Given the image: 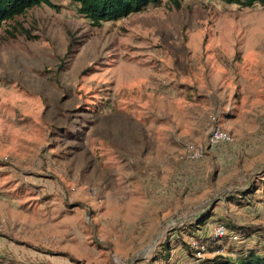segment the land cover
Instances as JSON below:
<instances>
[{"label": "rangeland", "instance_id": "374dc122", "mask_svg": "<svg viewBox=\"0 0 264 264\" xmlns=\"http://www.w3.org/2000/svg\"><path fill=\"white\" fill-rule=\"evenodd\" d=\"M51 1L0 29V264L264 251V5L163 0L96 26ZM185 99L202 133L170 152ZM214 128L233 140L210 145ZM223 223L249 240L214 239Z\"/></svg>", "mask_w": 264, "mask_h": 264}, {"label": "trees", "instance_id": "16d2710c", "mask_svg": "<svg viewBox=\"0 0 264 264\" xmlns=\"http://www.w3.org/2000/svg\"><path fill=\"white\" fill-rule=\"evenodd\" d=\"M78 4L79 14L89 18L93 24L100 26L106 21H116L129 15L146 9L149 5H158L163 0H74ZM179 5V0H171ZM227 4H237L243 7H252L255 4L264 5V0H220ZM43 4L53 5L51 0H0V29L8 21L14 20L25 14L29 9ZM206 215L197 219V225L192 228H200L207 221ZM224 224V223H223ZM225 225V224H224ZM229 228L227 225H225ZM233 228V227H232ZM230 229V228H229ZM238 234H247L244 231L230 229ZM188 246V245H185ZM171 253L170 241L163 244V258L169 260ZM173 264V263H168ZM199 264H264V251L259 248H252L241 252L236 257L216 255L205 258Z\"/></svg>", "mask_w": 264, "mask_h": 264}, {"label": "crops", "instance_id": "0c3cea01", "mask_svg": "<svg viewBox=\"0 0 264 264\" xmlns=\"http://www.w3.org/2000/svg\"><path fill=\"white\" fill-rule=\"evenodd\" d=\"M190 87L197 89V86L195 85V83H192V85H190ZM175 96H176V93L174 94V97ZM198 97L199 98L205 97L204 92L203 91L202 92H199V90H198ZM184 102H185V105L182 106L183 108H180L179 109V112L176 111V118L178 120L180 118L183 121L184 125L183 126L178 125V124L176 125V131H175V133L173 134V137H172L173 142L169 145V148L171 150L170 152H174L177 148H179L178 147V145H180L179 143L180 142H183L184 140H186L187 136H189V137L190 136L200 137L201 136L200 134L202 133L201 132V129H200V126H201V120H200L201 118L200 117H201V115L203 113H198V114H201V115L199 116L198 122L196 121L197 123L194 124L193 123L194 122L193 121V118L195 116H197L198 114H195V111H191V109H192L191 106L192 105H190V103H189L190 101L188 102V100L185 99ZM187 103L190 106L188 108H186V104ZM243 104H244V98H242L241 103L239 101L236 104V107L235 108L231 106V108L234 109V111H233L234 115L233 116L238 117L241 114V111L245 110ZM181 110L183 111L182 113H180ZM231 113H232V111H231ZM228 114H229V111L225 112V115H228ZM182 115H183V117H182ZM224 123L225 122L223 121L222 124L224 125ZM234 131H235V133H238L236 130H234ZM154 140L156 141V143H158V140L159 139H154ZM178 164H179V162H178Z\"/></svg>", "mask_w": 264, "mask_h": 264}, {"label": "built area", "instance_id": "2783aa9c", "mask_svg": "<svg viewBox=\"0 0 264 264\" xmlns=\"http://www.w3.org/2000/svg\"><path fill=\"white\" fill-rule=\"evenodd\" d=\"M232 140L233 137L229 131L221 128H214L210 134L208 142L210 145H217L220 143H229ZM204 154L205 147L202 144L191 143L186 150L185 158L187 161H196L201 159ZM211 232L214 239L216 240L229 238L230 240L235 241L239 244H244L249 240V237L247 235L238 234L233 230L227 228L224 224L216 225ZM204 248L205 246L202 245V249Z\"/></svg>", "mask_w": 264, "mask_h": 264}]
</instances>
